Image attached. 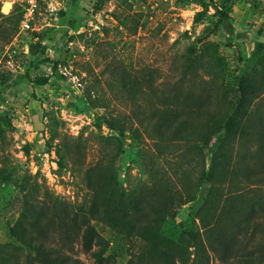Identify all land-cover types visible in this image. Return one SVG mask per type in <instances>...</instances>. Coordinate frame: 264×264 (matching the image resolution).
Masks as SVG:
<instances>
[{"label": "rangeland", "instance_id": "obj_1", "mask_svg": "<svg viewBox=\"0 0 264 264\" xmlns=\"http://www.w3.org/2000/svg\"><path fill=\"white\" fill-rule=\"evenodd\" d=\"M5 1L0 264L32 254L21 235L54 215L59 200L83 205L87 217L93 202L103 209L104 219H87L104 237L105 264H163L147 240L155 231L175 264H264V0H46L25 30L21 8L6 13ZM215 5L228 12L231 37ZM242 82L249 103L223 177L199 186L217 145L202 134L213 116L234 111ZM136 100L153 109L141 127L144 148L130 126L122 132L106 119L136 117ZM189 169L190 182L182 179ZM124 194L157 217L156 227L112 224ZM164 197H171L167 208L159 204ZM225 234L236 236L228 262L211 247Z\"/></svg>", "mask_w": 264, "mask_h": 264}, {"label": "trees", "instance_id": "obj_2", "mask_svg": "<svg viewBox=\"0 0 264 264\" xmlns=\"http://www.w3.org/2000/svg\"><path fill=\"white\" fill-rule=\"evenodd\" d=\"M215 7L218 22L225 27L231 37L234 33V25L230 21L228 12L216 5ZM46 60L51 62L53 61L54 65L59 63L57 58L52 60L48 57ZM35 81L39 84H45L47 82V78L43 76H36ZM240 87L243 91V95L239 98L234 111L227 118L213 116V120L211 121V124H209L211 130L202 134V139L206 144H209L213 139H215L217 141V145L215 150L212 151L209 169H207L206 163H204L201 170H199V186H213L218 183L221 177H223L224 161L226 160L227 153L231 151L233 147L234 141L237 137V131L240 128L241 122L247 112L246 106L249 103V98L246 95L249 91L248 88L243 82L240 84ZM88 100L95 106H98L100 103L99 98L92 97V95H89ZM108 105L110 106V103H108ZM152 111L153 109L151 107L149 108V106L147 107V105L143 104V102L136 100V117H130L132 115L128 114L124 116L120 115L122 118L106 119L110 126L114 125L112 127H118V129L122 132L130 126L133 133L136 134V139L138 140L137 145L140 148H144L145 140L142 139L141 127L144 128L150 125V122H146V116ZM133 119H136V124H128V120ZM188 122L192 123L191 121ZM156 124L157 123H155V125ZM206 157L207 153L203 152V160H206ZM191 174L192 171L189 169L188 172L183 174L182 179H186L190 182ZM183 184H185V181ZM170 198H159V204L161 207L167 208L169 206ZM126 199L131 200V197L128 195L125 196L124 194L121 197L116 198V201H118V204L122 207V209L116 211V216L111 220L115 227H117L118 223L122 221L126 226L134 227L138 231L142 230L143 227H156L158 222L157 217H150L149 214H146L142 210V204L137 197L130 201V203L133 204L132 210H129L125 204ZM190 199V197H186L181 201V204L188 202ZM53 210L54 215L46 220H38L34 222L33 230L30 232H24L21 235L22 241L26 246H28V248H30L32 254L27 255L23 261H19V259H17L11 264H86L85 260L76 250L77 245H80L83 251L89 252L93 255L97 264H105L106 261L110 260V258L105 255L106 246L104 237L87 219L89 217L104 219L105 216L102 208L98 207L97 204L93 202L90 209H88L89 217H87V214L85 213V215L83 213V205L72 209L69 203L64 200H59L53 206ZM119 217H122L121 221H118ZM235 237L236 236L234 235L225 234L223 236V240H221L223 244L211 242V247L215 249V251L219 249V247L221 248L220 253L226 262L229 260L227 259L229 258L227 253L229 252V249L233 248H231V243L233 246L235 245ZM147 240L149 241L153 252L159 251L162 254L164 260L163 264H175L171 254L166 249L159 246L158 232H153ZM233 251H235V255H237L239 249ZM228 264L241 263L237 260L230 261Z\"/></svg>", "mask_w": 264, "mask_h": 264}, {"label": "built area", "instance_id": "obj_3", "mask_svg": "<svg viewBox=\"0 0 264 264\" xmlns=\"http://www.w3.org/2000/svg\"><path fill=\"white\" fill-rule=\"evenodd\" d=\"M46 0H6L2 9L6 13H10L14 10L15 5L21 8V20L20 27L21 29H29L32 26V22L35 18V15L41 5V3ZM6 3H10L7 8H5Z\"/></svg>", "mask_w": 264, "mask_h": 264}]
</instances>
